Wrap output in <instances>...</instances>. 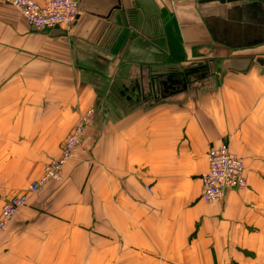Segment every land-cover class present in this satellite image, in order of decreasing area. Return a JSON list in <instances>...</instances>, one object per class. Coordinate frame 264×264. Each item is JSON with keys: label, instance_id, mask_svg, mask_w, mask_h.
Segmentation results:
<instances>
[{"label": "crops", "instance_id": "obj_1", "mask_svg": "<svg viewBox=\"0 0 264 264\" xmlns=\"http://www.w3.org/2000/svg\"><path fill=\"white\" fill-rule=\"evenodd\" d=\"M78 6L70 30H38L0 2V207L94 109L93 152L17 213L1 263L264 264L263 3ZM222 143L248 185L206 202L200 175Z\"/></svg>", "mask_w": 264, "mask_h": 264}, {"label": "built area", "instance_id": "obj_2", "mask_svg": "<svg viewBox=\"0 0 264 264\" xmlns=\"http://www.w3.org/2000/svg\"><path fill=\"white\" fill-rule=\"evenodd\" d=\"M13 5L34 29L54 26L69 27L79 14L75 0H46L42 3L36 0H4ZM81 125L64 140L61 157L47 165L44 177L51 175L64 162L68 154L76 146H81ZM78 131V132H77ZM79 133L77 135V133ZM207 170L200 175L201 197L206 202H217L223 199L228 190L243 189L247 186L245 165L243 160L233 153L227 143L211 148L207 154ZM43 180H33L28 185L30 191H36ZM25 201V197H16L7 203L0 213V229Z\"/></svg>", "mask_w": 264, "mask_h": 264}, {"label": "rangeland", "instance_id": "obj_3", "mask_svg": "<svg viewBox=\"0 0 264 264\" xmlns=\"http://www.w3.org/2000/svg\"><path fill=\"white\" fill-rule=\"evenodd\" d=\"M46 1V0H45ZM76 2H77V4H78V0H75ZM216 1H219V0H216ZM0 2H2V3H4V4H7V5H11V4H9V3H7V2H5L4 0H0ZM220 2V1H219ZM39 3H42V2H39ZM11 6H13V5H11ZM14 7V6H13ZM15 8V7H14ZM78 8H79V6H78ZM16 9V8H15ZM17 10V9H16ZM18 11V10H17ZM18 13L20 14V12L18 11ZM21 15V14H20ZM22 16V15H21ZM23 17V16H22ZM77 18V17H76ZM25 20V19H24ZM26 21V20H25ZM76 21V20H75ZM27 22V21H26ZM74 24V23H73ZM73 24L72 25H70L69 27H63V26H54V27H62V28H64V29H66V30H70L71 29V27L73 26ZM30 26V25H29ZM31 27V26H30ZM31 28H33V27H31ZM49 28H53V27H49ZM49 28H43V29H49ZM34 29V28H33ZM39 30V29H38ZM176 44H177V42H176ZM178 45V44H177ZM93 115H94V109L93 108H87L86 110H84V111H82L80 114H79V118L77 119V121H76V123L75 124H73L72 126H71V128H70V130L68 131V133H67V135L65 136V138H64V140L67 138V136L69 135V134H72L73 132H74V130L76 131V127L78 126V125H81L80 127H81V132H80V134H81V137H80V139H81V142H82V144H81V146H76L74 149H73V151H71L69 154H68V156L65 158V160H64V162H62L61 164H59V168L55 171V172H52V174L51 175H48L47 177H44V175L46 174V169H47V165L49 164V163H51V162H53L54 160H58L60 157H61V155H62V153H61V150H62V145H63V143H64V141H63V143H62V145H61V149H60V153L56 156V157H52V158H49L45 163H43V165H42V167H41V171H40V173L39 174H37V167L38 166H33V172H32V177L31 178H29L27 181H26V183H25V185H24V187L22 188V190L20 191V192H18V193H15V194H13V195H11V196H9L8 198H6L3 202H2V204H1V207H0V213H1V211H2V208H4V206L7 204V203H9L10 201H13V199H15L16 197H21V196H24L25 197V201H24V203L21 205V206H19L17 209H16V211L14 212V214L10 217V219H8V221L5 223V225L0 229V234L1 233H3L4 232V230H6V228L8 227V225L10 224V222L13 220V218L17 215V213L22 209V208H24L26 205H27V203H28V201H29V199L33 196V195H36V194H38V193H41L46 187H48V186H50V185H52V184H57V183H61L63 180H64V170H65V167L67 166V164L69 163V162H71V161H74V159L78 156V154H79V152H82V153H84L85 155H89V154H91L93 151H90V152H87V150L85 149V139H86V136H87V134H88V131H89V129H90V126H92V117H93ZM78 132V131H77ZM76 132V133H77ZM79 133H77V135H78ZM94 135L93 134H91V137H93ZM95 152H97V151H95ZM241 158V157H240ZM242 159V158H241ZM244 162V161H243ZM245 165V164H244ZM204 173V172H203ZM246 175V174H245ZM42 176H43V180L44 181H42L41 183V185H40V187L36 190V191H30L29 189H28V185L30 184V182L31 181H33V180H39V179H41L42 178ZM247 178V177H246ZM247 185H248V183H247ZM145 189L148 191V192H150V188L148 187V186H145ZM200 190H201V188H200ZM201 195V194H200ZM201 199H203L202 197H201ZM204 200V199H203ZM77 259V258H76ZM76 259H75V261H76ZM78 260V259H77ZM79 261V260H78ZM0 264H2L1 263V261H0ZM76 264H78V263H76Z\"/></svg>", "mask_w": 264, "mask_h": 264}, {"label": "water", "instance_id": "obj_4", "mask_svg": "<svg viewBox=\"0 0 264 264\" xmlns=\"http://www.w3.org/2000/svg\"><path fill=\"white\" fill-rule=\"evenodd\" d=\"M219 1L224 3V2L242 1V0H219ZM259 1H261L263 3V5H264V0H259ZM151 91H152L153 94L163 96V94L161 93L162 92V87L155 81L154 78L151 81Z\"/></svg>", "mask_w": 264, "mask_h": 264}]
</instances>
